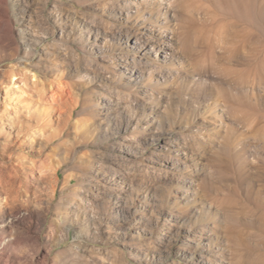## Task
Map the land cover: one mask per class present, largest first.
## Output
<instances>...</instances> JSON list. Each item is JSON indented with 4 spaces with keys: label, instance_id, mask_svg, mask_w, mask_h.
I'll return each instance as SVG.
<instances>
[{
    "label": "rangeland",
    "instance_id": "374dc122",
    "mask_svg": "<svg viewBox=\"0 0 264 264\" xmlns=\"http://www.w3.org/2000/svg\"><path fill=\"white\" fill-rule=\"evenodd\" d=\"M237 21L0 0V264H264V51L248 72Z\"/></svg>",
    "mask_w": 264,
    "mask_h": 264
},
{
    "label": "bare ground",
    "instance_id": "6f19581e",
    "mask_svg": "<svg viewBox=\"0 0 264 264\" xmlns=\"http://www.w3.org/2000/svg\"><path fill=\"white\" fill-rule=\"evenodd\" d=\"M231 15L241 22L234 24L233 35L246 51L245 65L253 72L258 61L259 50L264 51V0H225ZM259 48V49H258ZM264 66V63L262 64ZM223 96V90L220 91ZM242 100V99H241Z\"/></svg>",
    "mask_w": 264,
    "mask_h": 264
}]
</instances>
